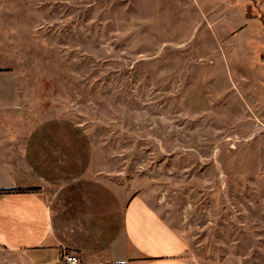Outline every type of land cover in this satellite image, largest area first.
<instances>
[{"label": "rangeland", "instance_id": "374dc122", "mask_svg": "<svg viewBox=\"0 0 264 264\" xmlns=\"http://www.w3.org/2000/svg\"><path fill=\"white\" fill-rule=\"evenodd\" d=\"M34 124L71 126L89 184L62 195H138L191 264H264V0H0V186Z\"/></svg>", "mask_w": 264, "mask_h": 264}, {"label": "crops", "instance_id": "0c3cea01", "mask_svg": "<svg viewBox=\"0 0 264 264\" xmlns=\"http://www.w3.org/2000/svg\"><path fill=\"white\" fill-rule=\"evenodd\" d=\"M34 125L22 139L25 172L17 173L18 184L0 186L10 189L0 193L3 249L25 264H64V250L78 264H191L183 238L140 196L125 200L113 192L109 206L107 192L62 195L89 184L73 157L71 126Z\"/></svg>", "mask_w": 264, "mask_h": 264}, {"label": "built area", "instance_id": "2783aa9c", "mask_svg": "<svg viewBox=\"0 0 264 264\" xmlns=\"http://www.w3.org/2000/svg\"><path fill=\"white\" fill-rule=\"evenodd\" d=\"M61 261L65 264H78L79 262V259H78V256L71 253L70 251L68 250H64L62 253H61Z\"/></svg>", "mask_w": 264, "mask_h": 264}, {"label": "trees", "instance_id": "16d2710c", "mask_svg": "<svg viewBox=\"0 0 264 264\" xmlns=\"http://www.w3.org/2000/svg\"><path fill=\"white\" fill-rule=\"evenodd\" d=\"M10 191V189H7V188H5V189H0V193H5V192H9Z\"/></svg>", "mask_w": 264, "mask_h": 264}]
</instances>
